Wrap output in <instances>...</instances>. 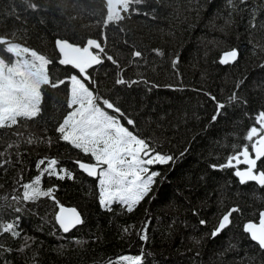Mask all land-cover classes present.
Returning <instances> with one entry per match:
<instances>
[{"label": "trees", "instance_id": "obj_1", "mask_svg": "<svg viewBox=\"0 0 264 264\" xmlns=\"http://www.w3.org/2000/svg\"><path fill=\"white\" fill-rule=\"evenodd\" d=\"M33 2L37 10L28 8L23 0H0V36L11 39L15 33L17 42H26L54 61L59 58L55 39L66 38L80 46L88 38L96 39L105 53L103 63L89 70L96 81L95 91L118 103L136 121L135 128L121 121L134 134L177 159L153 166L160 176L152 193L133 212L119 204L112 211L102 209L97 179L83 175L75 163L92 161L59 141L55 130L70 111L67 88L45 87L40 117L0 129V153H4L0 156V197L10 201L21 194V185L31 182L46 166L36 167L45 157L56 159L57 171L67 169L74 179L40 177L41 188H51L55 200L41 197L23 205L30 211L21 215V237L0 235V243L13 249L0 257V264L4 260L10 264H107L120 256L142 253L143 264H264V252L243 231V225L257 221L264 210V188L253 182L240 185L233 168L211 167L224 164L248 143L246 132L258 127L256 117L264 111V27H260L264 0H247L245 5L233 0L236 7L229 0H146L130 6L128 14L122 13L126 16L123 21L106 28L103 0ZM257 5L261 10L256 12L257 27L252 28ZM233 49L238 52L237 60L221 64V54ZM136 50L142 57L133 62ZM107 55L118 61L120 69ZM177 57L174 68L172 60ZM50 72L65 79L77 74L72 67L58 63L50 65ZM119 76L149 83L117 85ZM233 93L238 100L230 101ZM218 102L225 107L213 122ZM30 138H51L53 143L29 144ZM185 149L188 151L181 156ZM57 201L74 207L84 223L62 233L54 220ZM236 206L240 211L233 214L229 227L212 238L220 217ZM17 215L8 210L2 218L7 222ZM201 219L207 224L201 225ZM145 224L147 242L139 238ZM54 227L57 235L52 234ZM125 227H129L128 233L123 232ZM24 234L35 241L21 253L16 250L23 245ZM77 239L83 243H75Z\"/></svg>", "mask_w": 264, "mask_h": 264}, {"label": "snow or ice", "instance_id": "obj_2", "mask_svg": "<svg viewBox=\"0 0 264 264\" xmlns=\"http://www.w3.org/2000/svg\"><path fill=\"white\" fill-rule=\"evenodd\" d=\"M103 2L106 8V18L103 20V24L106 28L110 24H119L123 21L126 16L122 13L128 14L130 6L144 4L146 0H103ZM238 2L240 5H245L247 0H238ZM23 3L32 10L38 9V5L33 0H23ZM229 3L236 7L233 0H229ZM260 10L261 6L257 5L252 12L250 25L252 28L257 27L256 12ZM132 11L140 14L138 8H133ZM260 27H264V23ZM120 30L123 31V29ZM0 46H3L0 48V129L18 126L21 120H34L40 117L43 110L44 88L55 89L62 85L65 86L67 88L66 106L70 111H67L62 122L55 129L58 140L66 142L89 157L90 161H94L77 160L75 163L88 177L98 179V202L102 209L112 211V206L119 204L127 212H133L135 207L152 193L156 178L160 176L158 171L153 170V166L175 163L177 158L157 151V147L147 139L134 134L121 121L125 120L127 125L133 128L136 127V121L130 118L118 103L101 96L93 88L96 81L88 70L94 65L103 63L102 54L105 53V49L101 43L94 38H88L86 44L80 46L66 38H57L55 41V48L59 53L57 61L28 47L26 42L24 44L17 42L15 33L11 39L0 36ZM154 51L157 55H163L159 49H154ZM3 53L8 55L5 56ZM132 56L133 62H135V58L142 57V53L136 50L133 51ZM237 58L238 52L233 49L225 52L219 62L229 64L236 61ZM106 59L120 69L118 61L111 55H107ZM178 62V57L172 60L174 68ZM54 63L71 66L78 70V74L71 75L66 79L54 77L50 72V65ZM136 83L148 84L149 82L147 80H125L123 76H119L116 80L117 85L129 87ZM152 87H158V85H152ZM211 98L215 100V97ZM236 100H238V96L233 93L230 101ZM224 107L223 103H217L216 115L212 116L213 122L222 114L221 110ZM256 123L258 127L252 126L247 130L244 139L248 143L244 144L242 149L234 152L224 164H214L211 167L221 170L233 168L235 169L234 175L238 178L240 185L255 182L264 188V167L260 166L264 165V111H261L256 117ZM44 141L49 146L53 143L51 138H44ZM44 141L30 138L28 143ZM12 146L9 145V147ZM187 151L188 149H185L180 155L183 156ZM3 155L4 153H0V156ZM258 162L260 163L258 164ZM58 163L54 158L40 159L36 165L37 169H41L42 165L46 166L31 182L21 185V194L12 196L10 201L7 197H0V235L8 233L13 239L21 237L23 231L20 228L21 215L30 211L23 207L25 203L37 202L41 197H50L55 200L51 188L47 191L41 188L40 177L42 175L55 176L59 180L74 179L73 173L67 169L61 168L57 171ZM241 164L246 167L241 169L238 167ZM2 166L0 164V167ZM56 203L59 211L55 212L54 220L62 233L67 234L84 223L81 214L75 208H65L58 201ZM8 210L19 215L12 221L6 222L2 217ZM239 211V207L236 206L223 214L212 230L211 237H217L228 228L232 222L233 214ZM45 223H49V221L45 220ZM200 224L206 225L207 221L201 219ZM147 229L148 225L145 224L139 233V238L145 242L148 241ZM243 231L249 234L250 240L264 252V211L259 213L258 223H246ZM123 232L128 233L129 227H125ZM52 234L57 235L55 227ZM30 241L34 242L35 238L24 234L23 245L16 251L23 253L30 246ZM194 242L200 243L199 240ZM75 243L82 244L83 241L77 239ZM63 247L61 245V250ZM11 252H13L12 248L0 243V257L4 253ZM143 259V253L137 256H120L116 260H109L107 264H143ZM3 264H10V261L4 260Z\"/></svg>", "mask_w": 264, "mask_h": 264}, {"label": "water", "instance_id": "obj_3", "mask_svg": "<svg viewBox=\"0 0 264 264\" xmlns=\"http://www.w3.org/2000/svg\"><path fill=\"white\" fill-rule=\"evenodd\" d=\"M55 41H56V39H55ZM55 41H54V47H55ZM84 44H86V42L84 43ZM83 44V45H84ZM82 45V46H83ZM55 50H56V48H55ZM94 52H96L97 50H93ZM228 51H230V50H228ZM228 51H225V52H228ZM56 52L58 53V51L56 50ZM225 52H223L222 54H221V57L223 56V54L225 53ZM58 55H59V53H58ZM221 59V58H220ZM97 65H94L92 68H90V69H93L94 67H96ZM71 67V66H70ZM89 69V70H90ZM76 72H77V74H78V70H76V69H74ZM88 70V71H89ZM76 167H77V170L79 171V172H81L83 175H85L86 177H88L85 173H83L79 168H78V165L76 164ZM238 167H240L241 169L242 168H244V167H246L245 165H243V164H241V165H239ZM235 170V169H234ZM236 177V176H235ZM88 178H92V179H96V178H93V177H88ZM237 178V177H236ZM237 180H238V178H237ZM239 181V180H238ZM253 183H255V182H253ZM256 184V183H255ZM257 185V184H256ZM65 208H74V207H71V206H66V205H63ZM59 211V207L57 208V211L56 212H58ZM261 211H264V210H261ZM260 211V212H261ZM259 212V213H260ZM258 220H259V217H258V219H257V221H255V223H258ZM248 222H254V221H248ZM248 222H246V223H248ZM218 223V222H217ZM245 223V224H246ZM244 224V225H245ZM244 225H243V227H244ZM58 226V225H57ZM59 227V226H58ZM73 230V229H72ZM71 230V231H72ZM248 236H249V234H248ZM253 242V241H252ZM255 243V242H254ZM256 244V243H255Z\"/></svg>", "mask_w": 264, "mask_h": 264}, {"label": "rangeland", "instance_id": "obj_4", "mask_svg": "<svg viewBox=\"0 0 264 264\" xmlns=\"http://www.w3.org/2000/svg\"><path fill=\"white\" fill-rule=\"evenodd\" d=\"M92 162H94V161H92ZM97 185H98V188H99V183H98V179H97Z\"/></svg>", "mask_w": 264, "mask_h": 264}]
</instances>
